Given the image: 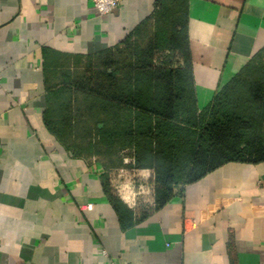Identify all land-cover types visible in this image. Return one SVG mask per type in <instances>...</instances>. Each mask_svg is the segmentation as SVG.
<instances>
[{
  "label": "crops",
  "instance_id": "1",
  "mask_svg": "<svg viewBox=\"0 0 264 264\" xmlns=\"http://www.w3.org/2000/svg\"><path fill=\"white\" fill-rule=\"evenodd\" d=\"M159 1L182 5L201 110L264 47V0H120L105 15L91 0H0V264H264V160L225 163L142 218L122 201L123 228L101 161L44 122L48 86L121 45Z\"/></svg>",
  "mask_w": 264,
  "mask_h": 264
},
{
  "label": "trees",
  "instance_id": "2",
  "mask_svg": "<svg viewBox=\"0 0 264 264\" xmlns=\"http://www.w3.org/2000/svg\"><path fill=\"white\" fill-rule=\"evenodd\" d=\"M67 77L48 86L44 122L73 156L101 161L103 191L123 228L132 213L108 177L127 166L123 155L130 169L151 171L154 208L225 163L264 160V47L197 110L179 2L159 1L121 45Z\"/></svg>",
  "mask_w": 264,
  "mask_h": 264
},
{
  "label": "rangeland",
  "instance_id": "3",
  "mask_svg": "<svg viewBox=\"0 0 264 264\" xmlns=\"http://www.w3.org/2000/svg\"><path fill=\"white\" fill-rule=\"evenodd\" d=\"M122 157L125 158L127 161L129 160L127 155H123ZM129 162L125 164L127 165L125 167H118L110 170L108 173V177L113 192L120 198L121 201L128 202L131 205V207H133L134 210L136 211V209H143L145 206L148 205L147 203H144V201L142 200V198L147 197L146 196L147 187L143 183H140L139 181L141 180L147 182L146 178H148L150 172L145 169L142 170L130 169L128 167V164H130L131 162L130 163ZM135 177H137L139 181L137 182V180H134L135 181L134 183L131 182L132 181L131 179H135ZM114 187L117 188L118 194L115 192L116 190L114 189ZM136 189L141 191L137 193L138 191ZM135 192L137 195L135 194ZM140 197L141 199L138 200V198ZM132 203L135 204V207L133 206Z\"/></svg>",
  "mask_w": 264,
  "mask_h": 264
},
{
  "label": "built area",
  "instance_id": "4",
  "mask_svg": "<svg viewBox=\"0 0 264 264\" xmlns=\"http://www.w3.org/2000/svg\"><path fill=\"white\" fill-rule=\"evenodd\" d=\"M119 2H120V0H91V3L93 5L94 9L96 10V12L99 15H105V14L110 13L111 11H113L114 9H116L118 7ZM149 177H150V175L146 179L148 180ZM133 178H134V176H133ZM131 180H132L131 182H133V183L135 182L134 180H137V182L139 181V179L137 177H135V179H131ZM139 182L143 183L144 185L146 183L145 181H141V180ZM145 186L147 187V191H146L147 192V195H146L147 199L146 198H142V200L144 201V203H147L148 205H153V186H152V184L145 185ZM114 189L116 190L115 192L117 193V191H118L117 188L114 187ZM137 191H138L137 193H139V191H141V190H137ZM135 194H136V192H135ZM140 199H141V197L138 198V200H140ZM132 204L135 207V204L134 203H132ZM87 208L90 209L91 205L88 204ZM107 264H114V263L113 262H108Z\"/></svg>",
  "mask_w": 264,
  "mask_h": 264
}]
</instances>
